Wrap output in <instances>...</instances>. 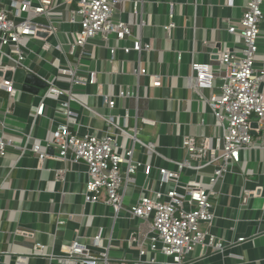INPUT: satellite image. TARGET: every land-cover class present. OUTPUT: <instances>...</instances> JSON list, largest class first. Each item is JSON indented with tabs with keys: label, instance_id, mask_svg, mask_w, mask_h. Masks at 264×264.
Masks as SVG:
<instances>
[{
	"label": "crops",
	"instance_id": "1",
	"mask_svg": "<svg viewBox=\"0 0 264 264\" xmlns=\"http://www.w3.org/2000/svg\"><path fill=\"white\" fill-rule=\"evenodd\" d=\"M135 1H139L138 18L133 12ZM247 1L125 0L117 8L116 17L131 23L134 35L150 43L152 49L126 53L118 48L111 61L109 48L100 38L88 45L92 54L80 59V69L85 73L96 70L99 87L88 84L73 90L76 101L71 106L77 128L103 135L107 115L112 114L118 150L134 146L135 157L143 162L126 187L119 213L107 204L104 191L98 202L86 199L89 175L83 162L52 158L57 153L49 145L52 132L64 120L58 102L45 99L48 108L39 116L37 107L44 96L40 90L37 95L22 90L13 98L0 90V134L10 138L16 147L30 149L39 143L51 156L41 163L29 149L21 152L13 147L0 160V264H83L79 255L62 260L74 242L96 256L106 253L107 261L103 259L98 264L172 262L171 257L159 251H150L140 260L139 247L131 239L140 220L128 210L141 194L149 193L145 188L146 164L173 169L174 162L185 155L184 135L209 137L212 141L222 135L209 104L192 91L189 78L193 63H212L215 48H237L236 37L225 27L229 20L242 16ZM172 4H176L179 25L167 33L163 24ZM139 18L145 21L142 28L137 26ZM133 41L129 37L122 44L132 45ZM110 43L118 44L115 38ZM177 51L181 60L177 59ZM256 66H264V21ZM141 67H146L149 74L163 76L162 86H151L149 77L134 73ZM59 84L68 87L64 82ZM121 89L129 90L132 97H119ZM100 90L114 96V109L110 110L98 95ZM216 92V86L203 89L205 96ZM143 118L149 121L143 122ZM254 144L253 148L242 150L239 164L216 186V218L211 230L217 239L232 244L222 252L205 253L197 246L184 264H264V149L259 148L264 144V134H255ZM155 175L153 172L152 177ZM184 179L187 180L186 175ZM258 186L262 187L261 196L248 195L244 201V190ZM201 227L205 229L206 224ZM100 232L97 244L94 237ZM240 237L248 239L237 243ZM39 243L43 245V254L36 255L33 250ZM19 256L23 259L18 260Z\"/></svg>",
	"mask_w": 264,
	"mask_h": 264
},
{
	"label": "built area",
	"instance_id": "2",
	"mask_svg": "<svg viewBox=\"0 0 264 264\" xmlns=\"http://www.w3.org/2000/svg\"><path fill=\"white\" fill-rule=\"evenodd\" d=\"M124 1L0 0V90L6 91L10 98L23 90L13 79L6 78L7 72L15 74L19 69L48 83L37 107V115L45 114L48 108L45 99H52L58 102L60 114L64 116L49 142L57 151L52 158L83 162L89 175L86 199L98 202L104 191L107 204L117 213L122 209L128 183L143 162L135 157L134 146L118 150V134L112 114L107 115L103 135L81 132L71 104L76 101L75 88L88 84L99 87L96 70L85 73L80 69V59L92 54L88 45L95 39L100 38L109 48L111 61L118 48L126 53L152 49L150 43L134 35L131 23L116 17V10ZM133 12L137 18L141 16L139 1H135ZM176 16V4H172L168 20L163 24L167 33L178 27ZM137 21L140 28L145 26L142 18ZM263 21L264 0H248L242 16L235 21L229 20L225 27L236 37L237 48H215L211 53L212 63L192 64L191 89L209 104L223 132L214 137V141L209 137L198 139L184 135L182 148L185 155L174 162L173 169L151 162L145 165L144 174L148 181L145 188L149 193L141 194L128 210L133 218L140 220L131 239L139 247L141 261L148 252L159 251L172 258L167 264H184L188 254L197 246L205 253L208 250L222 252L232 244L217 239L212 233L216 218L214 198L218 194L216 186L221 185L227 174L239 164L242 150L253 148L254 135L264 133V66H256ZM129 37L134 38L133 44L123 45L122 42ZM112 38L118 44L111 45ZM181 58L177 51V59ZM134 73L149 77L151 86L163 84V76L149 74L146 67L138 68ZM217 80L219 84L215 85ZM60 82L68 87L61 86ZM213 86L218 92L205 96L203 89ZM97 93L110 110L115 108L113 95L101 90ZM117 95L126 98L133 94L121 89ZM13 147H16L13 141L0 134V160ZM16 148L21 152L29 149L25 146ZM259 148L264 149V144ZM29 150L41 163L50 156L39 143ZM153 172H156L155 178ZM261 188L244 190V201L248 195L261 196ZM63 221L61 219L60 223ZM141 224L148 225L143 239ZM201 224H206V228ZM247 239L240 237L237 243ZM94 240L97 244L100 242L101 232ZM42 252L43 245L36 244L33 253ZM75 255L82 257L83 264H98L107 257L106 253L96 256L74 242L62 260ZM21 259L23 257L19 256L18 260ZM151 262L155 260L151 259Z\"/></svg>",
	"mask_w": 264,
	"mask_h": 264
},
{
	"label": "water",
	"instance_id": "3",
	"mask_svg": "<svg viewBox=\"0 0 264 264\" xmlns=\"http://www.w3.org/2000/svg\"><path fill=\"white\" fill-rule=\"evenodd\" d=\"M6 78L13 79L15 83L20 84L24 91L38 94L39 90L46 88L48 83L34 74H27L24 70H17L15 74L7 72Z\"/></svg>",
	"mask_w": 264,
	"mask_h": 264
},
{
	"label": "rangeland",
	"instance_id": "4",
	"mask_svg": "<svg viewBox=\"0 0 264 264\" xmlns=\"http://www.w3.org/2000/svg\"><path fill=\"white\" fill-rule=\"evenodd\" d=\"M45 93V88H42L41 89V91H40V95H42V94H44ZM264 134V133H263ZM147 226L146 225H144V226H142V232H141V239H143L144 238V235H145V233H146V231H147Z\"/></svg>",
	"mask_w": 264,
	"mask_h": 264
}]
</instances>
